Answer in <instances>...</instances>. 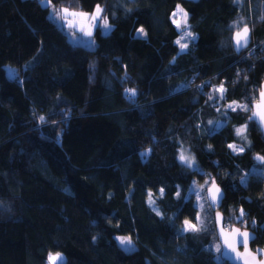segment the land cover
<instances>
[{"label":"trees","instance_id":"obj_1","mask_svg":"<svg viewBox=\"0 0 264 264\" xmlns=\"http://www.w3.org/2000/svg\"><path fill=\"white\" fill-rule=\"evenodd\" d=\"M50 1L99 5L111 29L96 27L88 48L39 0H0V264H46L56 252V264H229L216 249L212 180L224 227L244 223L251 247L264 248V179L253 159L264 156V135L240 107L250 109L264 78V0ZM177 5L195 36L183 51ZM244 25L251 42L235 51L231 34ZM185 220L197 230L185 231Z\"/></svg>","mask_w":264,"mask_h":264},{"label":"snow or ice","instance_id":"obj_2","mask_svg":"<svg viewBox=\"0 0 264 264\" xmlns=\"http://www.w3.org/2000/svg\"><path fill=\"white\" fill-rule=\"evenodd\" d=\"M61 11L63 13H68L69 12V10L67 8L62 9ZM102 11H103V9H101L100 6L97 5L96 12L92 13L91 16H90V19L92 21V27L100 26L103 29L107 30V29H109L110 26L108 24L107 17L100 15V13ZM177 13H183V9L180 8L179 5H177V11L175 13H173V16H176ZM59 14H60L59 12L56 13V15H59ZM72 15L73 16L81 15V16H85V17L89 16V14H87V13H72ZM183 19H184V25L186 27L187 26V13H183ZM97 21H99V24L96 23ZM173 23L176 24L177 29L181 28V24H180L179 21L174 19ZM69 24L71 26V22H69ZM138 33L141 36H146L147 35V33L144 31L143 28L138 29ZM247 33H248L247 27H245L242 30V33L241 32H237L236 33V44H237L238 48L247 45ZM86 34L88 36H91L92 33L89 31ZM186 38H191L193 41L195 39V37L193 36V34L190 31H184L181 34L180 39H177L175 41V43L180 46L181 50H184V49H186L188 47L187 43H182L181 42L182 40H185ZM218 91H220L222 93L224 91L223 87L221 86V88L218 89ZM126 92H131L133 95L135 94V91L132 90V89H126ZM260 95H261L262 103L257 105V111L253 112V116L249 117V119L251 120V119H253L256 116H259L261 122H264V90L261 91ZM229 107H232V106L229 105ZM240 107L244 108V110H250V109L247 108L246 105H243V106H240ZM232 110L234 111L235 108H233ZM40 119H41V121H43L44 117H40ZM245 131H246V126L236 129V133L239 136H242ZM228 147L232 148L233 150H236V151H241V152L243 151V148L237 149V146L233 145V144L228 145ZM142 155H147V153H142ZM179 159H180L181 162L186 163L189 167L192 166V163H193L192 160H190L188 157H186L183 154V152H181V155H180ZM261 159H264V158H261ZM205 183H208V182L206 181ZM213 186H214V182H213ZM209 191H211V189H209ZM161 194H163V189H161ZM218 194H219V189L216 188V192L211 197L213 202H216ZM177 195H179V193H177ZM197 195L199 196V193H197ZM149 197H150L149 202L153 203V201H151V194H149ZM157 214L159 215L158 211H157ZM243 216H244V212H243V210H241V218ZM197 219L199 220L198 217H197ZM221 224H222V221H221ZM184 230L185 231H188V230L195 231V230H197V228H196L195 224H192L189 220H185L184 221ZM220 232H221L222 238L224 239V244L227 246V248H229L231 250V252L236 254V257H235L236 259H243L244 260V264H250V261L255 262V264H264V260L256 261L255 256L252 255L249 252L248 242H249L250 239L253 238L250 235L249 232L241 231L239 228L226 229L223 225L221 226ZM225 233H227V235H231L233 237V240L229 241V239L227 238V235H225ZM236 237H239V239L236 240ZM119 240H120L121 244H130L131 243V240L128 237H119ZM236 243H239V244H241L244 247V250H245L244 253H240V252L237 251V248L235 246ZM216 249H217V251H220L221 250V245L217 244L216 245ZM258 251L261 252V253H264V249H260ZM57 259H62V256H61L60 253H56L55 255L49 253L48 260H49L50 264H54V262Z\"/></svg>","mask_w":264,"mask_h":264},{"label":"rangeland","instance_id":"obj_3","mask_svg":"<svg viewBox=\"0 0 264 264\" xmlns=\"http://www.w3.org/2000/svg\"><path fill=\"white\" fill-rule=\"evenodd\" d=\"M39 2L41 5L48 8V17L50 19H52L65 32L67 39L71 43L81 44V45L86 46L88 48L94 47V45H95L94 31H95L96 27H92V21L90 19V16L92 13L96 12L97 5L92 10H74V9H68L67 8L69 10V12L63 13L61 10L64 9V7L54 6L50 0H39ZM180 8H182V7L180 6ZM176 11H177V7L173 11V13H175ZM57 12H59L60 14L56 15ZM72 13H87V14H89V16L88 17L81 16V15L73 16ZM173 13L171 15L172 21L175 19V20L179 21L181 24V28L177 29L178 30V37L175 39V40H177V39H180L181 34L184 31H190V30H189L188 21H187V26L185 27V25H184L183 13H187V12L183 9V13H177L176 16H173ZM100 15H101V13H100ZM69 22H71V26H70ZM96 23L99 24V21H97ZM108 24L110 27L107 30L98 26L100 28L101 33H107L110 31L111 24L109 22H108ZM175 26H176V24H175ZM140 28H143V27L138 26L135 29V31H134L135 35L141 36L138 33V29H140ZM176 28H177V26H176ZM89 31L92 33L91 36H88L86 34ZM193 36H194V34H193ZM141 37H144V36H141ZM190 41H192L191 38H186L185 40H182L181 42L189 44ZM179 50L183 51L181 49H179ZM4 70H5L6 76H8L10 78H17L18 77V73H17L14 66L9 65V64H5ZM229 105H231L232 107H229ZM228 107L234 108L235 103L228 104ZM220 124H222V122H217V126H219ZM237 149H238V147H237ZM183 154L186 157H188L190 160H192V162H194L192 156L190 154H188V152L186 150H183ZM257 172H262V169L255 167L254 173H257ZM191 193L193 194V197L195 198V201H196L198 208H199V206H202L203 205V199L201 196H202L203 190H202L200 184L197 183L196 181L193 182V187L191 189ZM197 193H199V196L197 195ZM205 201H206V199H205ZM56 253H60V252H56ZM51 254H53V253H51ZM55 254H53V255H55ZM60 254H61L62 259H63L64 255L62 253H60ZM48 256H49V254H48ZM48 256H47L46 264H50V262L48 260ZM62 259H57L54 262V264H56L58 261H60Z\"/></svg>","mask_w":264,"mask_h":264},{"label":"water","instance_id":"obj_4","mask_svg":"<svg viewBox=\"0 0 264 264\" xmlns=\"http://www.w3.org/2000/svg\"><path fill=\"white\" fill-rule=\"evenodd\" d=\"M187 1H196V0H187ZM245 27H247V29H248L247 45L238 48L237 44H236V33L237 32L242 33V30ZM250 42H251V30L247 25H244L240 29L233 31L231 34V44H232V47L235 51H240L242 49H245L246 47L249 46ZM262 90H264V78L262 79V81L260 83V87H259V90L257 92L256 99L250 103V110L247 114V120L253 121L257 125V127L259 128L261 134L264 135V122H261L260 117L256 116L251 120L249 119V117L253 116V112L257 111V105L262 103L261 95H260ZM261 158H263V156L261 154L256 153L253 155V159L255 160L256 163L264 164V159H261ZM213 182H214V186H213ZM216 188L219 189V194H218L216 202H213L211 197L216 192ZM209 189H211V191H209ZM205 193H206L207 202H208V204H209V206L213 212L214 231H215L218 243H219V245H221V250L219 251V256H220L221 260L226 261L229 264H244L243 259H236L235 258L236 254L231 252V250L229 248H227V246L224 244V239L221 236L220 229H221V226L223 225V213L219 210V207L221 204V200L223 198L222 188L220 187L219 184H217V182L215 180H212L210 182V184L207 186ZM221 221H222V224H221ZM231 228H239L241 231L249 232L250 235L253 237L248 242L249 252L255 256L256 261L264 260V253H261L258 251V250L264 249V248H262L260 246H255L254 248H252L250 245L251 241L255 237V233L253 231L246 229V228H240L237 225H233V226L226 228V229H231ZM225 235H227V233H225ZM227 238L229 239V241L233 240V237L231 235H227ZM238 239H239V237H236V240H238ZM235 246H236L238 252L244 253L245 250L241 244L236 243ZM250 264H255V262L250 261Z\"/></svg>","mask_w":264,"mask_h":264},{"label":"flooded vegetation","instance_id":"obj_5","mask_svg":"<svg viewBox=\"0 0 264 264\" xmlns=\"http://www.w3.org/2000/svg\"><path fill=\"white\" fill-rule=\"evenodd\" d=\"M263 158H264V156H263ZM258 168H260V169H262V172H257V174L258 175H260V176H262V178L264 179V177H263V175H264V164H262V163H258V166H257ZM244 223H242V224H235V223H232L231 225H229V226H226V228H229V227H231V226H233V225H237V226H239L240 228H246V227H244V225H243ZM247 229V228H246ZM252 231V230H251ZM254 232V231H253Z\"/></svg>","mask_w":264,"mask_h":264}]
</instances>
